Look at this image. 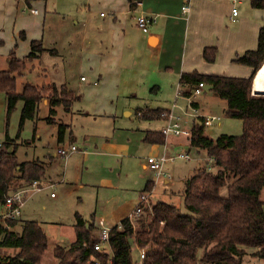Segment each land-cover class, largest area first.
<instances>
[{
  "label": "trees",
  "instance_id": "trees-1",
  "mask_svg": "<svg viewBox=\"0 0 264 264\" xmlns=\"http://www.w3.org/2000/svg\"><path fill=\"white\" fill-rule=\"evenodd\" d=\"M44 0H25L32 2ZM127 0L133 10L138 2ZM253 9L264 10V0H250ZM39 41L30 42V51L17 58L8 54V69L0 71V92L6 98V117L21 101L19 131L27 120L35 121L38 105L47 100L49 117L44 120L57 124V109L70 113L79 96L66 84L59 87L25 84L21 93L15 91L16 76L24 74L26 64L38 59L44 50ZM216 48L202 51L205 63L216 61ZM233 63L251 69L247 77L183 72L179 77L180 95L191 96L199 83L226 101L227 118L242 122L240 135L222 134L215 140L205 136L203 118L191 128L190 147L206 152L208 162L184 181L183 210L164 202L156 203L151 211L146 207L140 217L125 218L109 229L107 244L94 251L98 242L94 227L76 219V239L67 247L55 246L52 257L57 264H138V252L143 249L141 264H246V258L264 263V95L252 94L255 73L264 64V25L258 32L257 46L236 56ZM44 92L48 94L44 95ZM191 106L195 104L190 102ZM143 120H160L168 114L161 109H140ZM68 126L57 124V141L62 142ZM19 134L16 138H18ZM163 135L146 134L148 143H163ZM8 136L0 146V208L6 198L33 181L45 176L44 163L36 160L19 162L16 147ZM209 165V166H208ZM153 182L148 181L142 193H150ZM225 189L226 194L222 195ZM149 215L151 218L148 219ZM20 224V229L15 227ZM0 225V248L17 249L14 256H0V264H41L48 248V237L41 223L35 220H6Z\"/></svg>",
  "mask_w": 264,
  "mask_h": 264
},
{
  "label": "crops",
  "instance_id": "crops-1",
  "mask_svg": "<svg viewBox=\"0 0 264 264\" xmlns=\"http://www.w3.org/2000/svg\"><path fill=\"white\" fill-rule=\"evenodd\" d=\"M20 1L28 9L35 10H37L36 6L43 7V2H46V0L37 1L39 3L32 2L29 6L25 0H0V24L6 20V15L14 8V5L20 4ZM243 1L246 5L242 9L241 16L236 7L242 5ZM182 2L183 0H144L140 2L139 6L136 5L131 10L128 7L127 0H88V11L94 13V15L98 12L102 22L96 29L92 28L98 33L93 49L83 48L84 46L81 47L79 44L80 48L75 53L79 59L80 67L88 69L91 79L88 82L85 76L80 77L81 82H88L83 87L80 96L84 100L90 101L93 106L91 113L84 114L92 116L94 120L100 121L102 118L111 120L113 117L112 112L107 113L105 110L107 102H112L113 99L118 102L120 98L133 97L141 83L144 86L154 84L153 89H157L158 86L156 85L161 86L166 75L177 82L181 73L192 71L201 74L232 77H247L250 74L251 69L232 61L245 51L256 48V37H258L261 25L264 24V10L262 13L260 9L251 8L250 0H192L188 13L182 15L180 10ZM2 4L3 13H1ZM10 7L11 9H9ZM233 8L237 11L236 16L231 14ZM39 15H41V12L37 10V14L34 16ZM139 15L153 18L155 21L148 24L145 29H140L136 24V18ZM74 24H77V22H74ZM88 25H90L88 22L84 23L85 27ZM36 35L37 37L28 38L25 31H22L19 35L20 40L29 42L28 53L31 41L41 40L44 46L43 30H41V33L38 31ZM84 38L86 37L84 36ZM206 47L216 48V61L212 64L203 61L202 51ZM11 50L13 51L14 48ZM47 50L52 52L51 55L56 52L55 49ZM13 52L17 58H23L28 54L19 55L15 50ZM145 75L149 80L148 83ZM53 83L56 82L53 81ZM61 84L68 86L67 82ZM177 85L179 89V84ZM251 89L253 90V87ZM75 93L79 95L78 92ZM177 94V96L180 95V90ZM185 99L189 101L190 98ZM193 103L195 104L193 107L197 109L200 116L209 117L200 113L201 108L198 101ZM42 105L46 109V100H42ZM176 108L177 105L174 102L170 108L161 110L174 113ZM59 112L60 108L57 109V114ZM63 114L71 117L73 111L71 109L70 113L63 112ZM127 115H129V112ZM166 118L161 120L168 122ZM58 121L62 122L60 119ZM51 125L55 126L56 151L54 148L44 156L45 160H41L45 166V176L37 182L40 189L29 192L26 195L24 204L33 195L41 193L53 185L63 188L62 194L72 195L76 193L80 195V202L83 198L87 202L91 200L93 202V205L90 206L91 210H88L91 211L89 217L83 213L75 212L72 222L68 225L61 222L49 224L60 228L62 233L65 229L69 232L67 245H61L63 243L61 241L56 246L67 247L75 241L76 214L81 217L86 227L92 224L94 231L99 234L104 226L110 228L111 225L112 227L116 226L125 218L129 219L137 208L142 194L147 196L146 205L149 202L158 203L152 198L156 180H148L153 182L152 190L150 193H142L145 186L140 189L139 184L128 182L126 175L120 173L123 164L119 162V157L113 154V149H104L107 147V143L95 144V148H92L88 143L89 150L77 148L67 158H62L57 154V150L61 147L67 148L74 145H66V135L62 142H58L57 124ZM65 125L68 126L66 133L69 131L68 142L73 143L76 139L70 132V125L68 122ZM159 132L161 133V131H149L148 133ZM163 137V143L161 144L149 143L159 145L160 149H157V153L162 151L161 155L172 157L169 156L167 150L169 146L173 145L187 146L190 149V139L185 136L163 135ZM167 137L171 138L167 139ZM167 162L169 161H166L163 165L168 164ZM96 167L97 169H95ZM143 170H150L147 160L143 164ZM152 173L157 177H161L164 185L168 186L173 181V177L168 172L166 173L170 175L171 179H167L156 172ZM51 194L54 196H51ZM261 196L264 198V189ZM49 197L54 201H59L54 193H50ZM23 207L18 219L27 220L23 215ZM39 223L43 228L45 227L46 223ZM99 223H101V226H99ZM44 231L46 232L45 229Z\"/></svg>",
  "mask_w": 264,
  "mask_h": 264
},
{
  "label": "rangeland",
  "instance_id": "rangeland-1",
  "mask_svg": "<svg viewBox=\"0 0 264 264\" xmlns=\"http://www.w3.org/2000/svg\"><path fill=\"white\" fill-rule=\"evenodd\" d=\"M87 5L88 0H46L45 3L43 2V7L36 6L37 10L41 12L39 16H34L22 1L20 4L14 5L13 9L10 7L11 11L6 15V20L0 24V71L8 69L6 57L12 48L19 55L28 53L29 42H24L19 38L22 31H25L28 38H33L37 37L38 31L41 33L43 30L45 48L43 45L41 48L43 47L42 49L45 50L39 54L38 59L26 64L23 75L16 76L15 91L21 93L25 84L38 87L54 84L59 87L62 82H67L69 88L79 94V99L74 101L72 105L73 114L71 117L66 114L65 116L60 108L58 116H51L55 118L58 125L69 123L70 132L76 140L73 143L68 142V131L65 136L66 145H74L76 148L89 150V144L95 148V144L107 143L108 145L104 149H113V154L119 157V162L123 164L120 173L126 175L128 182L139 184L140 189H142L148 180H156L153 200L171 204L184 211L182 205L184 181L188 176H192L198 168L206 165L208 162L207 154L203 150L197 151L191 147L189 149L187 146H169L167 150L169 156L175 157V154L186 153L189 149L188 154L192 160L187 162L176 158L163 165L162 171L168 172L173 177L171 184L164 185L163 179L152 173L154 171L143 170V164L146 163L147 158L158 157L162 153V151L157 153V149H160L159 145L149 144L144 140L149 131H161L167 122L161 119L143 120L137 115L138 110L144 108L167 109L176 102L177 108L174 110V114L181 118L184 128L191 130L193 122L199 123L200 120L198 115H191L190 102L198 101L201 108L200 113L214 117L212 124L204 127L205 136L212 140L222 134L240 135L242 122L225 116L226 101L215 96L207 85L203 87V92L200 95L190 97L189 101L181 95L177 96L178 81L174 82L168 75H166L165 81H162L161 86L156 85L158 86L157 89H153L154 84L144 86L141 83L133 97L120 98L118 102H115L114 99L112 102H107L105 110L107 113L112 112L111 120L107 118H102L100 121L94 120L92 116L84 114L91 113L93 108L90 101L84 100L80 96L83 87L91 79L88 69L80 67L79 59L75 53L80 48L79 44L81 47L84 46L83 48L93 49L98 33L92 28L96 29L102 22L99 13L97 12L95 15L90 13ZM245 5L246 3L243 1L242 5L236 7L241 16ZM261 12L263 13V10ZM1 13H3V4L1 5ZM87 22L90 25L85 27L84 23ZM84 36L86 38L83 39ZM89 41L91 42L89 43ZM46 48L55 49V54L51 55L52 52ZM81 76H85L88 82H81ZM46 94L48 92H44V95ZM21 108L22 102L19 101L7 119L6 98L4 93L0 92V143L3 144L8 136L14 140L13 144L16 147V156L19 162L32 161L38 158L40 160L36 159V161L43 163L41 160H45L44 156L50 153L57 144L54 138L55 126L44 120L49 117V114H47V107L45 109L41 101L38 105L35 121L27 120L19 131ZM81 112L83 113L81 114ZM128 112L129 115H127ZM59 119L62 122L58 121ZM18 134L19 136L16 138ZM62 191L63 188L53 185L51 188L33 195L23 207L25 219L46 223L44 229L48 237V248L41 264H57L52 257V250L61 241L63 242L61 245H67L69 239L68 230L65 229L62 233L60 228L49 224L61 222L68 225L72 222L75 212L83 213L88 217L91 212L88 210H91L92 200L87 202L83 198L80 202V195L76 193L66 195L62 194ZM50 193H54L59 201L50 199ZM221 193L225 195V189ZM261 199L264 200L263 196ZM147 205L152 208L155 204L149 202ZM0 211H2L1 208ZM150 218L151 215L148 219ZM104 228L110 229L106 226ZM19 229L20 224L14 230L18 231ZM94 235L98 238L99 234L94 231ZM16 252L17 250L13 248H0V256H14ZM244 263L264 264L250 258H246Z\"/></svg>",
  "mask_w": 264,
  "mask_h": 264
},
{
  "label": "built area",
  "instance_id": "built-area-1",
  "mask_svg": "<svg viewBox=\"0 0 264 264\" xmlns=\"http://www.w3.org/2000/svg\"><path fill=\"white\" fill-rule=\"evenodd\" d=\"M192 0H183L181 5V14L186 15L188 13L190 4ZM141 3L138 2L136 5L139 6ZM30 12L34 15L37 14V10L35 9H29ZM231 14L233 16H236L237 11L235 8L232 9ZM155 19L148 18L143 15H139L136 18V24L140 29H145L146 26L150 23H153ZM83 79V77H82ZM204 85L202 83H199L194 89L191 91L190 97H195L197 95H200L202 93ZM189 97V98H190ZM191 106V105H190ZM191 115H198V118H203V124L205 126H210L212 122L214 121V117H204L200 116L197 109L193 106H191ZM139 115V114H138ZM167 125L161 130L162 135L164 136H185L187 138H191V130L184 128L182 126V120L178 115H175L172 112H169L167 115ZM1 146V143H0ZM77 148L75 146H69L67 148L61 147L57 150V154L60 155L62 158H67L70 153L76 151ZM176 158L184 160V161H191V157L189 156L188 152L186 153H179L175 157H168L165 155H161L160 157H149L147 158V165L148 168L151 171H154L163 177H166L167 179H171L170 175H168L166 172L162 171V166L166 161H173ZM39 190L38 184L36 181H33L31 185L28 188L20 189L12 194H10L6 200L4 205L2 206V211H0V225H5L6 220H14L18 219L21 215V209L24 205V200L26 198V195L31 192L32 190ZM51 196H54L51 194ZM147 202V196L146 194H142L140 196V202L135 209L134 213L130 216L129 220L133 221L135 218L139 217L140 214L143 212V210L147 207L149 211H151V208L148 207L145 203ZM99 226H101V223H99ZM108 233L109 229L101 228L99 235H98V242L93 246L94 251H100L104 245L107 244L108 241ZM131 250H136L138 252V261L139 264L144 259L145 251L143 249H138L136 247H131ZM95 264H98L95 262Z\"/></svg>",
  "mask_w": 264,
  "mask_h": 264
},
{
  "label": "bare ground",
  "instance_id": "bare-ground-1",
  "mask_svg": "<svg viewBox=\"0 0 264 264\" xmlns=\"http://www.w3.org/2000/svg\"><path fill=\"white\" fill-rule=\"evenodd\" d=\"M252 87H253L252 90L253 94L264 95V64H262L257 75L255 76Z\"/></svg>",
  "mask_w": 264,
  "mask_h": 264
},
{
  "label": "water",
  "instance_id": "water-1",
  "mask_svg": "<svg viewBox=\"0 0 264 264\" xmlns=\"http://www.w3.org/2000/svg\"><path fill=\"white\" fill-rule=\"evenodd\" d=\"M259 69H260V68H259ZM258 71H259V70H257V72L255 73V76L257 75ZM255 76H254V78H253V81H254V79H255ZM253 81H252V84H253ZM253 95H255V94H253Z\"/></svg>",
  "mask_w": 264,
  "mask_h": 264
}]
</instances>
